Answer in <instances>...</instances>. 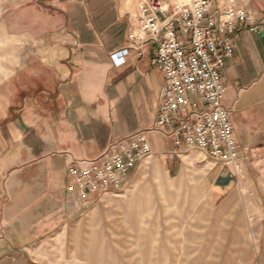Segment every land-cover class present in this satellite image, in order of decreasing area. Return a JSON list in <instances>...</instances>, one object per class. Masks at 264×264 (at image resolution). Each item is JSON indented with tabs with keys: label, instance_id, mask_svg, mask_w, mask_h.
<instances>
[{
	"label": "crops",
	"instance_id": "obj_1",
	"mask_svg": "<svg viewBox=\"0 0 264 264\" xmlns=\"http://www.w3.org/2000/svg\"><path fill=\"white\" fill-rule=\"evenodd\" d=\"M35 2L41 35L0 82V264H44L37 256L45 242L78 223L95 203L68 192V168L153 124L165 85L154 43L145 47L142 58L132 51L122 66L111 60L113 52L128 45L131 22L138 16L118 0ZM237 4L260 27L259 33L229 35L235 38V51L223 72L224 106L243 168L264 154V0ZM149 139L152 157L164 170L174 176L181 172L183 153L173 140L155 134ZM234 177L232 169L211 163L207 182L216 202L233 188ZM127 218L126 212L122 222L135 230ZM82 231L94 245L92 251L89 242L76 246L77 255L93 264L96 252L102 264H123L105 259L92 219ZM118 252L138 253L134 245Z\"/></svg>",
	"mask_w": 264,
	"mask_h": 264
},
{
	"label": "rangeland",
	"instance_id": "obj_2",
	"mask_svg": "<svg viewBox=\"0 0 264 264\" xmlns=\"http://www.w3.org/2000/svg\"><path fill=\"white\" fill-rule=\"evenodd\" d=\"M150 1L170 7L187 2L118 3L138 15L140 5ZM35 3L0 0V82L18 67L20 56L28 50L24 48H33L34 39L41 35ZM211 163L197 149L186 151L181 172L174 176L154 157L145 159L122 192L100 198L78 223L61 228L45 242L37 258L44 264H90L77 255L75 247L89 242L82 229L92 219L95 238L105 245L107 260L123 264H264V154L245 162L234 177L233 188L217 202L207 182ZM192 177L200 181L195 183ZM126 212L135 230L122 222ZM89 244L92 251L93 240ZM126 245H134L138 253L120 254L118 250ZM91 263L102 264L101 256L92 252Z\"/></svg>",
	"mask_w": 264,
	"mask_h": 264
},
{
	"label": "built area",
	"instance_id": "obj_3",
	"mask_svg": "<svg viewBox=\"0 0 264 264\" xmlns=\"http://www.w3.org/2000/svg\"><path fill=\"white\" fill-rule=\"evenodd\" d=\"M241 31L259 33L260 27L237 0L140 5L128 45L110 58L122 66L132 51L142 58L149 43L158 46L156 63L165 85L157 118L149 127L110 142L101 154L77 160L68 168V192L85 203L122 192L141 163L154 154L150 134L172 139L182 153L197 149L237 175L243 161L224 106L223 72L235 51V38L229 35Z\"/></svg>",
	"mask_w": 264,
	"mask_h": 264
}]
</instances>
